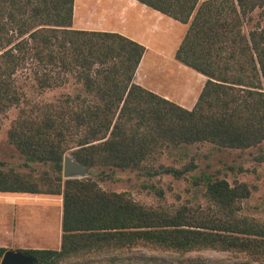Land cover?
I'll return each instance as SVG.
<instances>
[{
    "label": "trees",
    "instance_id": "obj_1",
    "mask_svg": "<svg viewBox=\"0 0 264 264\" xmlns=\"http://www.w3.org/2000/svg\"><path fill=\"white\" fill-rule=\"evenodd\" d=\"M188 24L176 59L207 77L187 108L135 81L142 43L114 31L73 27L75 0H0V118L20 114L8 131L19 167L49 165L39 175L0 160V192L64 197L59 249H27L35 264H264V220L243 215L247 183L219 174L191 175L206 206L142 204L91 178H64L70 154L91 170H138L149 179H186L194 145L248 149L264 142V0H137ZM75 83L54 102L29 98ZM159 196L164 190L150 184ZM142 247L159 250V254ZM213 249L230 260L188 255ZM7 249L0 247L1 257Z\"/></svg>",
    "mask_w": 264,
    "mask_h": 264
},
{
    "label": "rangeland",
    "instance_id": "obj_2",
    "mask_svg": "<svg viewBox=\"0 0 264 264\" xmlns=\"http://www.w3.org/2000/svg\"><path fill=\"white\" fill-rule=\"evenodd\" d=\"M118 1L75 0L73 27L83 29L119 28L116 25L121 23L122 16H113L112 11H110L115 4L117 5ZM110 3H114V6L109 7L110 9L102 8ZM149 57L153 58L154 55ZM150 72L148 74L156 82V85L165 90L167 89L169 92L178 91L179 94L181 93L180 99L185 101L182 105L188 108H193L207 80L205 75L190 67H186L184 71ZM188 84L192 88L186 92L184 87ZM77 90H80V86L73 82L64 87L48 89L45 92H40L36 86L29 85L27 87L29 98L42 102H54L62 95L75 94ZM19 114L20 108L14 107L0 118V160L8 162L22 172L32 171L35 175H39L44 171L52 172L49 165L35 164L28 169L18 166L19 163L23 162V158L14 145L9 143L8 131ZM174 152L177 155L165 153L154 163V166L164 163L181 167L194 159L198 167L188 174L186 179H176L172 175H161L149 179L143 172L138 170L116 169L114 172L109 170L104 172L101 169L92 171L91 168L86 176L76 178L94 179L105 190L127 192L138 202L149 206L174 207L187 203L196 207H204L207 205L204 195L205 189L202 186L194 185L191 175H197L201 172L219 174L231 183L239 181L249 185L251 193L249 197L243 199L241 212L243 215L264 220V142L256 147L244 150L218 149L211 144L194 145L188 149V154L181 158L178 154L183 153L182 149H177ZM150 184L160 186L164 190V195L159 196L156 190L150 187ZM55 219L54 215L53 222ZM51 243L54 246L51 249H59L61 246L60 241L57 240H52ZM142 250L151 254H159V250L147 247H142ZM188 255H202L228 261L235 254L229 251L206 249L193 251ZM71 264H86V262L75 261Z\"/></svg>",
    "mask_w": 264,
    "mask_h": 264
},
{
    "label": "crops",
    "instance_id": "obj_3",
    "mask_svg": "<svg viewBox=\"0 0 264 264\" xmlns=\"http://www.w3.org/2000/svg\"><path fill=\"white\" fill-rule=\"evenodd\" d=\"M111 6H114V3L102 8L110 9ZM110 11L113 16H122L121 23L116 25L119 28L96 30L122 33L146 47L135 81L182 105L185 101L180 99L181 93L169 92L159 87L148 73L184 71L189 67L175 56L187 32L188 24L181 23L137 0H119ZM150 55L154 57L150 58ZM191 88L189 84L184 87L186 92ZM63 208V194L0 192V247L46 249L54 247L52 240L60 241L61 245ZM54 215L56 219L53 222Z\"/></svg>",
    "mask_w": 264,
    "mask_h": 264
},
{
    "label": "water",
    "instance_id": "obj_4",
    "mask_svg": "<svg viewBox=\"0 0 264 264\" xmlns=\"http://www.w3.org/2000/svg\"><path fill=\"white\" fill-rule=\"evenodd\" d=\"M88 165L77 162L70 154H67L64 160L63 176L64 178L83 177L89 173ZM36 257L26 250L7 249L1 257L0 264H35Z\"/></svg>",
    "mask_w": 264,
    "mask_h": 264
}]
</instances>
